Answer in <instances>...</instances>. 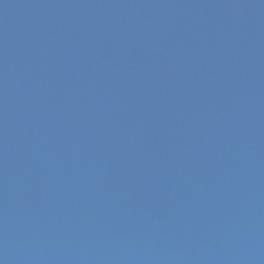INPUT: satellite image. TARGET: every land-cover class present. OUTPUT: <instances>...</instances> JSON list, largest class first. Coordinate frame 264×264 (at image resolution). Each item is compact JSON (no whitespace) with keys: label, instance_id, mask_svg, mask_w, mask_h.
Instances as JSON below:
<instances>
[{"label":"water","instance_id":"obj_1","mask_svg":"<svg viewBox=\"0 0 264 264\" xmlns=\"http://www.w3.org/2000/svg\"><path fill=\"white\" fill-rule=\"evenodd\" d=\"M0 264H264V0H0Z\"/></svg>","mask_w":264,"mask_h":264}]
</instances>
